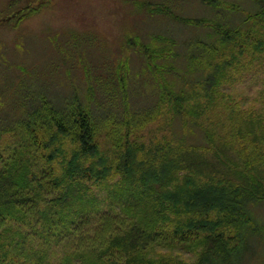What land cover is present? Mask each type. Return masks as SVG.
<instances>
[{"label": "trees", "instance_id": "trees-1", "mask_svg": "<svg viewBox=\"0 0 264 264\" xmlns=\"http://www.w3.org/2000/svg\"><path fill=\"white\" fill-rule=\"evenodd\" d=\"M253 1L254 12L232 5L240 25L264 23V0ZM155 10L209 31L182 42L184 60L171 35L126 38L127 48L141 52V107L130 101L129 58L114 61L107 74L86 66L87 102L78 95L63 103L45 92L21 96L13 126L22 141L6 156L8 148L0 149V264H235L259 237L251 207L264 202V118L223 87L251 71L258 56L264 69V41L244 46L241 26L222 16ZM204 68L207 74L191 81ZM93 87L101 101L92 98ZM148 93L152 101L144 100ZM218 98L230 99L221 115H205ZM177 118L181 138L164 133L146 142L148 129ZM192 125L206 143L186 142ZM140 129L141 141L131 140ZM103 133L118 150L112 157L103 152Z\"/></svg>", "mask_w": 264, "mask_h": 264}, {"label": "rangeland", "instance_id": "rangeland-1", "mask_svg": "<svg viewBox=\"0 0 264 264\" xmlns=\"http://www.w3.org/2000/svg\"><path fill=\"white\" fill-rule=\"evenodd\" d=\"M219 2L220 5L216 8L203 0H0V118L3 120L0 121V129L5 128L0 133V149L8 148L3 150L4 155L22 141L19 128L15 129L16 126H13L21 118V96L27 92H45L57 103H63L75 95L87 102V95L92 92L88 89L90 84L85 77L88 65L98 66L100 72L107 74L109 66L113 68L114 61L129 58L128 66L132 74L129 84V91L132 93L130 101L132 106L141 107V52L127 48L126 38L138 35L146 39L157 33L171 35L179 41L180 48L174 50H179L180 59L184 60L188 48L182 42L186 38H205L209 31L203 26L173 21L158 13L155 10L157 7L167 5L175 12L192 18L222 16L232 26H241V30L245 32L244 46L255 44L258 40L264 41L263 22L240 25L242 14L232 11L235 9L232 5L238 3L254 12L259 8L256 2ZM226 5L230 9L224 8ZM221 52H226V55L229 53L223 49ZM247 56L246 54L240 59L246 60ZM260 56H264V53ZM180 59H173L172 63L181 66ZM106 60L111 63L104 64ZM262 60L264 61V57ZM260 65L261 57L258 56L250 65L251 71L238 75L231 86L226 84L223 89L235 101L243 103V107H250L254 116L264 118V69ZM207 72L206 68L195 71L196 74L192 72L191 81L204 77ZM93 86L96 87V84L93 83ZM94 91L92 98L101 101L104 98L101 90L94 88ZM146 95L144 100L152 99V93ZM218 99L221 100L219 105H213L212 109L205 111V115H221L220 111H223V106L230 99ZM201 101L206 102L205 99ZM162 124L167 132L162 129ZM191 128L192 133L187 135L186 142L206 143L203 130L195 125ZM183 131L179 118L171 126L160 122L145 132L146 142L164 133L181 138ZM137 132L131 140L141 141V129ZM37 134L41 144L45 146L49 142V139H42L46 137V133L40 131ZM100 142L104 153L110 151V157L118 152L112 148V142L104 133ZM43 149L49 154L54 146ZM58 163L57 167L60 168L61 157ZM251 209L262 230L257 233L259 237L253 239L255 242L251 244V248L242 255V261L235 264H264V202L252 204Z\"/></svg>", "mask_w": 264, "mask_h": 264}]
</instances>
